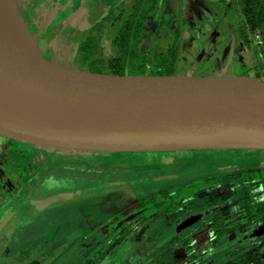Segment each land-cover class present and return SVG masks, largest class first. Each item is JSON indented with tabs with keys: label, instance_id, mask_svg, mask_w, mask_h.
Instances as JSON below:
<instances>
[{
	"label": "rangeland",
	"instance_id": "1",
	"mask_svg": "<svg viewBox=\"0 0 264 264\" xmlns=\"http://www.w3.org/2000/svg\"><path fill=\"white\" fill-rule=\"evenodd\" d=\"M12 2L38 50L66 70L108 75L106 60L124 57L121 29L142 25L151 32L130 48L128 60L139 76L163 77L175 61L178 77L264 82V20L249 30L240 0ZM190 153L164 152L161 164L159 153H99L93 161L65 162L71 153L61 157L0 135V254L6 247L20 250L22 264H133L139 259L133 252L172 248L170 264L190 262L194 254L206 257L205 264H264V235L212 241L205 234L219 212L228 230L257 228L256 199L264 193L253 188L264 182V160L255 150ZM194 223L202 232L197 239L195 227H186ZM111 224L125 234L114 238ZM214 244L217 249H207ZM160 253L145 264L171 260L169 252Z\"/></svg>",
	"mask_w": 264,
	"mask_h": 264
},
{
	"label": "water",
	"instance_id": "2",
	"mask_svg": "<svg viewBox=\"0 0 264 264\" xmlns=\"http://www.w3.org/2000/svg\"><path fill=\"white\" fill-rule=\"evenodd\" d=\"M8 1L18 22L0 9L1 136L73 153L264 151V82L66 70Z\"/></svg>",
	"mask_w": 264,
	"mask_h": 264
},
{
	"label": "flooded vegetation",
	"instance_id": "3",
	"mask_svg": "<svg viewBox=\"0 0 264 264\" xmlns=\"http://www.w3.org/2000/svg\"><path fill=\"white\" fill-rule=\"evenodd\" d=\"M131 56H133L132 55V53H131ZM117 57H118V55L115 57V58H109L108 60H106L107 61V63L105 64V70L104 71H106V69L108 70V71H106L107 73L109 72V65H110V62L113 60V59H117ZM129 58H131L130 56H129ZM48 60V59H47ZM130 67V66H129ZM128 67V61L126 62V64H125V66H124V69H128V70H130V68ZM127 70V71H128ZM126 71V72H127ZM108 75H109V73H108ZM139 75V74H138ZM141 75H145V73H142ZM148 75V74H147ZM163 77H165V76H163ZM182 152H191L190 154H194V153H196V152H200V151H182ZM202 152V151H201ZM257 153H258V157H260V159H263L264 160V151H256ZM104 154H113V153H104ZM117 154H121V155H125V154H127V153H117ZM133 154V153H132ZM146 154H154V153H146ZM156 154H158V153H156ZM189 154V155H190ZM61 155V157H63L62 156V154H60ZM143 155H145V153L143 154ZM159 156H160V164L161 163H167V162H165V160H164V156H162V153H159ZM71 157H73L74 159L75 158H77V157H74V156H71ZM97 158V156L95 157V159ZM62 160V159H61ZM67 160H69V159H67ZM66 160V161H67ZM170 164V163H169ZM57 169V168H56ZM76 171V170H75ZM115 177H117L118 179H121V174H115ZM207 178H214V175H211V176H206ZM253 190H258V191H262L263 193H264V182L263 183H260V184H255V188H253ZM115 194H117V193H115ZM113 195V193L111 194V196ZM264 195V194H263ZM257 196V195H256ZM256 202H258V204L259 203H261V207L258 209V213L260 214V216L258 217V225H257V228H254V229H252L250 232H248L247 230H245V231H238L237 229H232V230H228L227 228H226V226H225V224H224V220H223V218H224V216L225 215H223L222 213L220 214V212L218 213V215H217V217L213 220V221H211V222H208V225L206 226L207 227V231H205V234H206V238H208V239H211L212 241L213 240H217V239H223L224 237H232V238H236V237H240V236H242V235H244L245 233H252V234H256V235H264V230H262V228L264 227V196L263 197H261V198H258V199H256ZM110 203L112 204V206H116V204H117V202H116V204L114 203V201H110ZM250 205V204H249ZM249 205H247L246 206V208H248V207H250ZM110 216H112L113 217V215H110ZM149 217V216H148ZM101 223V222H100ZM197 225V224H196ZM196 225H195V223L194 224H187V229H189V226H192V227H195L194 228V230H192V234H193V236L192 237H195L196 239L197 238H200L202 235H201V231H199L198 230V227H196ZM110 228H111V235L112 236H114V238H118L119 236V234L121 233V236H123L124 234H125V232L124 231H119L118 232V230L116 229V227H115V229H112V228H114V226L111 224V226H110ZM249 234V235H250ZM256 235H253V236H256ZM95 239H97V240H99L98 239V237H95ZM98 244H99V241H98ZM213 244V243H212ZM217 245H213V246H211L210 248H207V249H211L210 251L212 252V251H214L215 249H217ZM83 248H85V246H83ZM83 248H80V249H83ZM111 251L113 250V247H112V249H110ZM157 250L158 249H154V250H152V251H148V249L145 251V252H143V253H138V254H135L134 252L132 253V255H133V257L135 258L136 256H138L139 257V259L138 260H136L135 259V262L133 263V262H131V263H133V264H140V263H142V264H145L146 262H147V260H149V259H151V257L150 256H152L153 257V255H155L156 253H160V252H157ZM134 251V250H133ZM164 252H162V253H160V254H163V255H165L167 252H169L170 253V258H171V260H167L166 262L165 261H159L158 259L156 260V259H152V261L151 262H148V264H153V261L155 260V261H157V264H170L171 262L170 261H172L173 259V257L172 256H174V254H175V252L172 250V248H167V250L166 249H164L163 250ZM188 251V250H187ZM111 253H113V252H111ZM172 254V255H171ZM210 254V252H208V254H205V255H207V259H211L212 261H214L215 260V258H214V254L213 255H211V257H209L208 255ZM20 255H21V253H20V250H18V251H15V249H9L8 247H6V248H4V250H3V252L0 254V264H22L25 260H22L21 258L22 257H20ZM195 255V259L194 260H192V258L190 259V262H189V260H187V262L185 263V264H205V263H203V260H204V258H206V257H200V258H198L197 257V254H194ZM144 256V257H143ZM148 256V257H147ZM227 256V255H226ZM143 257V258H142ZM214 260H213V259ZM223 260V259H222ZM30 261V260H29ZM142 261V262H141ZM220 261V260H219ZM35 263L34 264H37L36 263V261H34ZM44 261H42L41 263H43ZM222 263V262H221ZM220 263V264H221ZM183 264V263H182ZM206 264H208V263H206ZM210 264V263H209ZM212 264H214V263H212Z\"/></svg>",
	"mask_w": 264,
	"mask_h": 264
},
{
	"label": "trees",
	"instance_id": "4",
	"mask_svg": "<svg viewBox=\"0 0 264 264\" xmlns=\"http://www.w3.org/2000/svg\"><path fill=\"white\" fill-rule=\"evenodd\" d=\"M239 1V0H238ZM241 1V8H240V12L242 14V16L244 17V20H245V23L247 25V27L249 28V30L253 31L254 29L258 28L261 26L263 20H264V5L263 3L258 0H240ZM247 42V40H246ZM124 51V57L121 56V55H118L117 59H113L111 62H110V65H109V75H112V76H121V75H125L126 73H122L124 72V66L126 64V58H129V56L127 57L126 56V53H128L125 49H122ZM122 50L120 51V53H122ZM131 57V55H130ZM172 64L171 68H167L166 72L164 73V75L162 76H165V77H173V65H174V62L170 63ZM131 66V65H130ZM130 68V67H129ZM132 74L134 75H138L136 74V69H133L132 67L130 68ZM138 72V71H137ZM143 76V75H141ZM23 144H26L29 148H35V149H42L44 150L45 152L47 150H52V151H56L58 153H63L62 151H58V150H54V149H49V148H41V147H38L37 145H34V144H31V143H26V142H22V141H19ZM68 154H70L71 156H74V157H78V156H81L83 158H90L89 160L93 161V160H96L95 157L99 155V153H95V152H67ZM127 154H130V155H133V154H140V155H143L144 153H127ZM125 154V155H127ZM146 154V153H145ZM66 157L65 159V162L67 159L69 158H73V157Z\"/></svg>",
	"mask_w": 264,
	"mask_h": 264
},
{
	"label": "crops",
	"instance_id": "5",
	"mask_svg": "<svg viewBox=\"0 0 264 264\" xmlns=\"http://www.w3.org/2000/svg\"><path fill=\"white\" fill-rule=\"evenodd\" d=\"M138 1H140V0H134V4H137L138 3ZM141 1H143V0H141ZM150 0H145V2L147 3V2H149ZM153 24V23H152ZM139 26V25H138ZM138 26H136L134 29H131V30H129L128 28H126V27H123L122 29H121V31L123 32L122 33V35H121V37L119 38V43H118V47H121V49H125L127 52H130L131 51V47L132 46H135L136 45V43L137 42H139V41H141V40H143V39H145V37L146 36H148L149 34V32H151V29H150V27L149 26H147V27H144L143 28V26L141 25V29H140V31H139V28H138ZM132 31V32H131ZM131 53V52H130ZM118 55H119V53H118ZM131 58H126V61H128V60H130ZM172 60H176L175 58H172ZM179 61V60H178ZM174 63H175V61H174ZM263 66H264V64H263ZM263 66H261V67H263ZM128 69H125L124 70V72L126 73L125 75H121V76H117V77H130L129 76V74H130V71L131 70H128ZM127 71V72H126ZM140 72L141 71H136V74H140ZM143 73V72H142ZM128 74V75H127ZM127 75V76H126ZM146 75V77H154V76H156V75H147V74H145ZM109 76H112V75H109ZM134 76H139V75H134ZM173 77H178L177 75H175V71H173V75H172ZM189 77H191V76H189Z\"/></svg>",
	"mask_w": 264,
	"mask_h": 264
},
{
	"label": "bare ground",
	"instance_id": "6",
	"mask_svg": "<svg viewBox=\"0 0 264 264\" xmlns=\"http://www.w3.org/2000/svg\"><path fill=\"white\" fill-rule=\"evenodd\" d=\"M0 9L4 16H6L9 19L12 18V20L16 21V23L18 22L15 18L14 12L8 0H0Z\"/></svg>",
	"mask_w": 264,
	"mask_h": 264
}]
</instances>
